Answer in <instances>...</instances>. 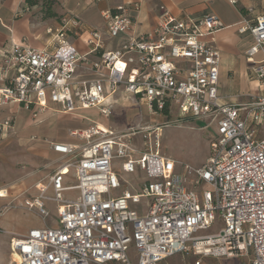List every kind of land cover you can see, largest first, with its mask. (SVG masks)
Wrapping results in <instances>:
<instances>
[{"label": "built area", "instance_id": "obj_1", "mask_svg": "<svg viewBox=\"0 0 264 264\" xmlns=\"http://www.w3.org/2000/svg\"><path fill=\"white\" fill-rule=\"evenodd\" d=\"M139 7L128 2L102 11L105 32L91 30L84 40L89 53L98 52L95 61L81 63L83 55L69 41V35L80 36V20L71 14L46 30L53 34L52 47L11 44L1 56L0 80L9 71L13 75L0 86V106H60L67 113L92 108L107 118L113 96L123 88L152 113L175 107L182 116L214 123L211 155L200 167H187V176L158 151V127L117 134L94 123L73 131L86 139L79 157V146L52 143V150L71 158L37 184L35 198L23 202L43 220L49 216L46 203L53 202L56 226L44 224L12 237L11 264H170L175 254L232 257L248 251L245 264H264V94H249L241 103L218 93L214 43L223 23L215 14L175 16L160 6L154 27L134 35L129 11ZM238 32L252 37L246 54L261 55L251 72L264 84V14L253 21L242 18ZM104 36L123 39L117 49L100 51ZM78 69L94 76L80 77ZM10 126L9 117L1 120L0 136ZM137 134L139 145L129 139ZM116 158L123 172H144L140 191L112 194L125 183L113 169ZM71 171L74 182L67 184ZM69 190L77 193L68 196ZM142 201L139 213L132 206ZM217 215L221 228L197 233L211 227Z\"/></svg>", "mask_w": 264, "mask_h": 264}, {"label": "crops", "instance_id": "obj_2", "mask_svg": "<svg viewBox=\"0 0 264 264\" xmlns=\"http://www.w3.org/2000/svg\"><path fill=\"white\" fill-rule=\"evenodd\" d=\"M128 2L140 5L138 10L129 11L134 20V35L154 27L160 6L175 16L215 14L223 23V28L215 34L214 43L220 58L218 93L226 100L241 103L250 100L249 94H264V84L251 72V66L261 59V55L249 57L246 49L251 45L252 37L248 32H238L242 18L253 21L256 16L264 14V0H235V3L229 0H52V15H44L40 0L32 5L26 4L25 0H0V65L3 52L13 43L35 49L52 47L53 34L46 30L55 28L63 14H71L80 20V36L69 35L68 38L83 55L81 63L95 61L98 52L89 53L84 41L88 32L104 33L102 11L113 10L116 5ZM122 39L104 36L100 51L117 49ZM76 74L87 78L94 76L81 69ZM12 75L13 72L9 71L6 79L0 80V86L6 84ZM113 101L112 112L117 109L130 114L139 105L151 112L144 100L129 95L123 88L113 96ZM6 117L11 119V126L0 136V264H11L12 237L44 224L56 226V221L54 224L45 223L36 212H28L22 207L25 199L32 200L37 196V184L46 183L49 176L71 158L52 150L51 144L79 146L76 155L79 157L78 152L86 145V139L72 134L73 131L83 130L94 123L117 134L126 131L113 127L110 116L104 118L92 108L67 113L61 111L60 106L39 110L34 104L25 107L11 102L0 106V121ZM16 222L22 224L19 229L12 227Z\"/></svg>", "mask_w": 264, "mask_h": 264}, {"label": "rangeland", "instance_id": "obj_3", "mask_svg": "<svg viewBox=\"0 0 264 264\" xmlns=\"http://www.w3.org/2000/svg\"><path fill=\"white\" fill-rule=\"evenodd\" d=\"M140 106V107H139ZM134 107L129 114L126 110H113L110 119L113 122V127L116 129H123L126 131L130 129L129 126L137 128L140 126H151L159 128V148L158 151L165 156H168L176 161V171L187 175L186 168H198L211 155L210 141L217 137V129L214 123H208L207 118H196L193 116H182L175 107L168 109L167 113L158 112L152 113L147 111L142 105ZM115 121V122H114ZM36 129L38 127H35ZM34 128V129H35ZM131 141L140 144V135L129 137ZM67 159V157H64ZM72 160V159H71ZM121 159L113 160V169L121 178L124 179L121 187L112 189V194H119L123 189L129 188L130 191L138 192L141 190L145 174L140 169H136L133 173H125L121 169ZM54 169L51 170V173ZM65 173L68 172L66 167ZM190 176V175H187ZM47 178H44L46 180ZM72 173L67 175V184L73 183ZM205 187V186H204ZM77 193L76 190L66 191L68 196H73ZM145 201L139 204H133L139 213L142 212ZM23 207V206H22ZM49 216L42 221L45 223H55L56 209L53 202H48ZM26 211L35 213L34 210ZM40 218V216H38ZM222 222L218 215L211 227L205 230H200L197 233L206 234L217 231L222 227ZM21 223H14L13 228L19 229ZM133 247H130L129 253L133 255ZM251 256L250 251L246 255H235L232 257L212 256V255H193L189 254H175L169 258L170 264L184 263L193 264L196 260H200L203 264H245Z\"/></svg>", "mask_w": 264, "mask_h": 264}, {"label": "trees", "instance_id": "obj_4", "mask_svg": "<svg viewBox=\"0 0 264 264\" xmlns=\"http://www.w3.org/2000/svg\"><path fill=\"white\" fill-rule=\"evenodd\" d=\"M39 0H25L26 4L28 5H32L37 3ZM43 6V13L44 15H52L53 12L50 9V4L52 2V0H40ZM163 113H167V108H164L162 110Z\"/></svg>", "mask_w": 264, "mask_h": 264}, {"label": "bare ground", "instance_id": "obj_5", "mask_svg": "<svg viewBox=\"0 0 264 264\" xmlns=\"http://www.w3.org/2000/svg\"><path fill=\"white\" fill-rule=\"evenodd\" d=\"M63 168H64V170L66 169V167H65V166H64ZM0 194H1V193H0Z\"/></svg>", "mask_w": 264, "mask_h": 264}]
</instances>
